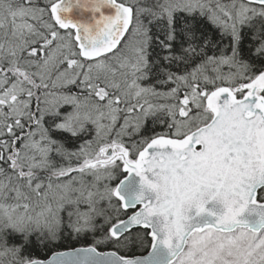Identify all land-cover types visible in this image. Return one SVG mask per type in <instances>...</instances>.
I'll use <instances>...</instances> for the list:
<instances>
[{
    "label": "snow or ice",
    "instance_id": "snow-or-ice-1",
    "mask_svg": "<svg viewBox=\"0 0 264 264\" xmlns=\"http://www.w3.org/2000/svg\"><path fill=\"white\" fill-rule=\"evenodd\" d=\"M0 264H264V0H0Z\"/></svg>",
    "mask_w": 264,
    "mask_h": 264
}]
</instances>
